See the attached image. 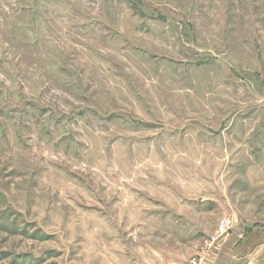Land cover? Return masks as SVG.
<instances>
[{
    "label": "rangeland",
    "instance_id": "rangeland-1",
    "mask_svg": "<svg viewBox=\"0 0 264 264\" xmlns=\"http://www.w3.org/2000/svg\"><path fill=\"white\" fill-rule=\"evenodd\" d=\"M192 261L264 264V0H0V264Z\"/></svg>",
    "mask_w": 264,
    "mask_h": 264
},
{
    "label": "built area",
    "instance_id": "built-area-1",
    "mask_svg": "<svg viewBox=\"0 0 264 264\" xmlns=\"http://www.w3.org/2000/svg\"><path fill=\"white\" fill-rule=\"evenodd\" d=\"M224 227H225L224 224H220V229H219V230H220V231H223V230H224ZM208 244H209V246L211 245L210 242H209ZM190 264H197V262L192 261Z\"/></svg>",
    "mask_w": 264,
    "mask_h": 264
}]
</instances>
